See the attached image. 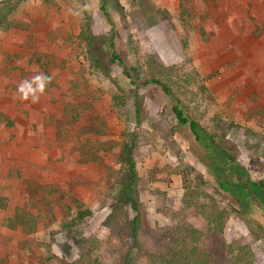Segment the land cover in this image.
I'll list each match as a JSON object with an SVG mask.
<instances>
[{"label": "rangeland", "instance_id": "1", "mask_svg": "<svg viewBox=\"0 0 264 264\" xmlns=\"http://www.w3.org/2000/svg\"><path fill=\"white\" fill-rule=\"evenodd\" d=\"M103 1L25 0L0 30V264H121L126 253L133 264H165L190 221L206 231L198 252L208 264H230L244 245L264 264V205L239 208L221 188L176 131L175 101L148 82L147 65H176L189 114L205 117L249 180L264 181V0H105L106 16ZM109 19L140 84L142 124L122 67L103 56L108 77L78 38L86 20L107 35ZM120 91L126 103L114 106ZM127 144L139 178L136 240V212L118 202ZM114 203L126 231L107 224ZM86 209L92 215L67 227ZM222 209L220 232L205 218Z\"/></svg>", "mask_w": 264, "mask_h": 264}, {"label": "trees", "instance_id": "2", "mask_svg": "<svg viewBox=\"0 0 264 264\" xmlns=\"http://www.w3.org/2000/svg\"><path fill=\"white\" fill-rule=\"evenodd\" d=\"M23 1L25 0H0V30L12 27L10 17L17 11L19 5ZM107 5L108 2L104 0L102 10L105 12V16L108 12ZM109 24H111L112 28L109 32H107V35L97 36L93 32L90 21L86 20L78 38L80 44H84V47L90 57H92L94 66L105 73L108 77L110 74L103 66V56H109L111 63L118 64L122 67L125 77L130 81V84L135 87V91L133 93L135 117L138 123L142 124L146 119H148V117L146 115V111L144 110L143 101L139 92L140 84L132 78V74L128 70L123 57L118 53L115 41L117 37L115 25L110 19ZM102 43L108 44V50L107 53H104L105 55L101 54L100 49L102 48ZM147 65L150 76V81L148 82L152 85L156 84L160 86L165 95L175 101L172 111L178 122L176 131H183L184 135L190 142L194 153L216 177L221 188L224 191L231 192L236 197L239 202V208H242V206H248L250 200H258L264 205V181L258 183L249 180L247 172L239 166L236 157L231 155L228 152V149L223 146V143L219 141L218 134L210 128V125L204 119L205 117L196 113L195 115L192 113L189 114L188 110L191 108L188 105H184L182 99H180L176 94V88H180L181 91L184 90L183 85L174 80L175 78H178V80L179 78L182 79L179 70L175 67L176 65L167 66L157 64V62L153 59H149L147 61ZM114 82L116 81L114 80ZM123 92L124 91H120V93L113 95L112 101L114 106L122 107L126 103V97ZM223 138H226V136H223ZM121 161L126 166L123 181L121 183V189L119 191L118 202H124L126 203L125 205H130L136 212V216L131 221L133 222L132 225L129 224L132 240H136L139 234L140 226V202L138 200L139 195L137 190L139 178L136 170L133 146L129 144L125 145V149L121 154ZM228 169H231L232 176L236 180L231 181L228 178ZM205 196L207 195L205 194ZM118 204L114 203L110 205L111 213L108 216L107 224L112 228L117 225H121L124 228V231H126L125 229L128 228L127 223H129V221L127 220L126 215L122 212L123 207ZM125 205L123 204V206ZM195 205L199 208L202 207L199 202H195L194 206ZM227 212L228 211L226 209L216 211V213L212 212L209 214V217L205 219L209 224L218 228L220 232H223L227 218L225 217V214H228ZM90 215H92L91 210L86 209L79 211L78 215L67 224V227L73 228L77 226L83 219ZM117 215L120 216L121 222H119V224L114 221L115 217H118ZM119 232L122 233L123 231L119 230ZM205 233L206 231H202V229H196L193 222L190 221L188 226L185 227V234L183 235L182 242L176 248L171 247L169 249L164 263L208 264L206 259L203 256H200L198 252L200 249L199 242ZM237 249L238 251L236 255L232 257L230 264H255L252 249L248 245L240 246ZM95 264L101 263L98 260H95ZM121 264H133V259L130 257L129 253H126L123 256Z\"/></svg>", "mask_w": 264, "mask_h": 264}, {"label": "clouds", "instance_id": "3", "mask_svg": "<svg viewBox=\"0 0 264 264\" xmlns=\"http://www.w3.org/2000/svg\"><path fill=\"white\" fill-rule=\"evenodd\" d=\"M39 79V78H38ZM43 88V84H41V89ZM25 89H28L29 91H31V87H30V85L27 83V82H25V84L24 85H22V87H21V91L23 92V91H25Z\"/></svg>", "mask_w": 264, "mask_h": 264}]
</instances>
